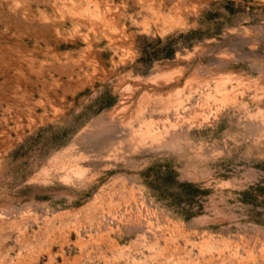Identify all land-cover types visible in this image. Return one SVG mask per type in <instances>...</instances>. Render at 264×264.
I'll return each mask as SVG.
<instances>
[{
  "label": "rangeland",
  "instance_id": "obj_1",
  "mask_svg": "<svg viewBox=\"0 0 264 264\" xmlns=\"http://www.w3.org/2000/svg\"><path fill=\"white\" fill-rule=\"evenodd\" d=\"M0 264H264V0H0Z\"/></svg>",
  "mask_w": 264,
  "mask_h": 264
}]
</instances>
